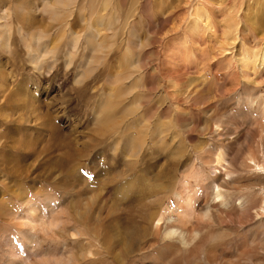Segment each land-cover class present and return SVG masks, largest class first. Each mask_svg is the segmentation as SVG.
I'll list each match as a JSON object with an SVG mask.
<instances>
[{
	"label": "rangeland",
	"instance_id": "1",
	"mask_svg": "<svg viewBox=\"0 0 264 264\" xmlns=\"http://www.w3.org/2000/svg\"><path fill=\"white\" fill-rule=\"evenodd\" d=\"M52 1L0 0V264L27 256L28 264H41L36 262L46 255L76 258L62 264H120L85 227L68 218L71 202L84 194L79 182L86 180L101 191L94 207L103 213L102 222L118 188L129 180H134L135 191L157 195L161 205L155 210L163 212L169 202L176 208L178 185L173 191H151L141 183L145 176L160 177L174 168L172 175L179 176L194 166L190 182L195 173L205 182L213 169L230 182L227 193H235L231 183L242 175L249 152L257 154L264 142L259 100L254 110L247 108V101L264 98V0H72L57 8L56 16L48 12ZM200 8L205 17L192 30L194 10ZM194 91L202 97L189 98ZM109 118H115L111 125ZM220 154L226 157L222 165ZM14 162L21 164L20 173ZM25 171L27 178L21 174ZM229 171L234 175H226ZM132 198L125 218L138 209L137 196ZM47 202L66 213V232L60 226L52 236L40 234L30 244L20 232L27 227L17 230L10 214L21 216L31 204L44 210ZM228 218L215 215L205 243L195 250L199 242L172 251L169 240L151 231L126 264H205L208 255L202 247L212 242L220 243L230 263L264 264V250L251 245L264 218L247 224ZM224 229L219 240L217 231ZM7 244L20 253L14 259L7 255ZM241 251L245 255L237 256Z\"/></svg>",
	"mask_w": 264,
	"mask_h": 264
},
{
	"label": "bare ground",
	"instance_id": "2",
	"mask_svg": "<svg viewBox=\"0 0 264 264\" xmlns=\"http://www.w3.org/2000/svg\"><path fill=\"white\" fill-rule=\"evenodd\" d=\"M53 1H54V3H51L52 6L49 5L50 11H48V12L51 13L53 16H56L58 14V12H56L57 8H62V7L65 8L69 4V2H71L72 0H53ZM73 1H75V0H73ZM110 1H112V0H110ZM197 1L199 2V0H197ZM26 2L28 3V1H26ZM131 3H132V1H131ZM207 4H209V3H207ZM103 5H105V4H103ZM203 5H206V4H203ZM21 6H24V5H21ZM27 7H29V5ZM107 7H108V5H107ZM17 8H19V6ZM206 8H204V9H206ZM45 9H47V8H45ZM194 11H196V13H195V15L193 14L194 17H195V19H193V22L191 24V26H192L191 29L192 30L195 28L197 22H199L202 18L205 17L204 13H206L205 11L203 13V11H202L201 8L200 9H196ZM33 12H34V10H33ZM27 13H28V10H27ZM192 17L193 16L191 15V18ZM54 19H56V18H54ZM5 21H8V20L6 19ZM5 25L7 27V24H5ZM4 28L5 27H3V29ZM5 36H7V35H5ZM249 57H250V55H249ZM245 60H247V59H245ZM35 61H36V59L33 60V62H35ZM248 61H249V58H248ZM37 62H39V61H37ZM43 63H44V61H42V64ZM242 63H244V62L242 61ZM39 64L40 65H42V64H41V62L38 63V69L40 70V68L42 66H40ZM39 66H40V68H39ZM244 67H246V66H244ZM1 79H3V78H1ZM250 90H251V87H250ZM252 91L254 93V88H253ZM257 92H255V93H257ZM188 95L190 96L189 98H192L193 100H198V99H200L202 97L200 95V93H198L197 91H194L192 93H189ZM249 97H250V95H249ZM204 98H206V97H204ZM204 98H203V100H204ZM263 99H262V97H259L258 99H255V100L254 99H251L249 102L247 101V103H248V107L247 108H249V110H251V111L254 110L255 109L254 105L258 102L257 100H259V102H258L259 104H257V106H256L257 108L256 109H258L259 114L264 118V101H263ZM107 101L110 103L109 100H107ZM260 101H261V103H260ZM1 102H2V100H1ZM200 102L201 101H199L198 103H200ZM111 103H112L111 105H113V101ZM193 103H195V102H193ZM17 104H20V101ZM105 105H107V103ZM16 106H18V105H16ZM25 107H27V106H25ZM18 109H20V105L18 106ZM18 109H17V111H18ZM101 111H103V110H101ZM122 111L123 110H121L119 113L121 114ZM105 112L107 113L109 111H105ZM116 113H117V111H116ZM103 114H105V113H103ZM247 114L244 115V116H246L245 118L248 119L249 116L247 117ZM114 119L115 118H109V119H106V121L109 122V124L111 125L112 123H110V122H113ZM250 119H251V117H250ZM250 119H249V121H250ZM256 119H257V117H256ZM257 120H259V119H257ZM100 121H101V119H100ZM251 121H252V119H251ZM211 122H212V120H211ZM245 123L247 124V121H245ZM256 124L258 125V123H256ZM140 125H141V128H142L143 127V124L140 123ZM16 126H18V125H16ZM136 126H138V125H136ZM18 127H20V126H18ZM261 127H263V129H264V125L263 124H262ZM133 128H135V126ZM224 128L226 129V127H224ZM55 129H56V127H54V130ZM110 129H111V127H110ZM263 129L261 130L262 132H264ZM135 130H137V127L135 128ZM57 131L60 133L59 130H57ZM136 132H138V131H136ZM231 132H233V131H231ZM29 134H31V133H29ZM138 134H141V133L138 132ZM221 134H224V133H221ZM13 136H15V135H13ZM263 136H262L261 139H263ZM124 137H126V135ZM10 138H12V137L10 136ZM128 139H130V138L129 137L126 138V141H129ZM35 140H38V139H35ZM29 143H31V142L29 141ZM4 144H5V142H4ZM26 144H28L27 141H26ZM26 144H25L26 147H28V146L31 147V145H28L27 146ZM33 145H36V144L33 143ZM33 145H32L33 148L36 147V146H33ZM59 146H62V145H59ZM26 147H25L24 150H26V151L29 150ZM66 147H68V146H66ZM19 148H21V147H19ZM47 148H49V147H47ZM256 150H258V149H256ZM256 150H255V152H256ZM42 151L44 153H41V154H45V149L44 150L42 149ZM249 153H250V157L247 155L249 157L247 159L248 161H246L243 165L241 164L242 165V169H241L242 175L239 176V178H237V182L236 183H234V182L231 183L233 189L236 191V192L234 191L235 193H233V194L227 193V190H229L227 188L229 187L230 182L227 181V179L225 178L226 176H224V175H217L215 172L212 173V170L213 169L210 172L212 174V176H204V178H205L204 181L205 182H203L202 179H200L198 177V174L197 173H195L194 180L190 182L189 181V178L194 173V168H193L194 166L191 167V168H188V169L184 170L183 172L180 171L181 174H182V175L180 174L181 177H179L180 175L178 176V174L177 175H174V176L172 175V172L175 170V168H174V170L171 169L168 173L162 174L160 177L158 176V175H160V173L158 175H156V176H154V173H153L149 179L148 178L146 179L145 178L146 176L145 177L143 176L144 178L141 180V183L143 185L145 183H148L149 186H150V188H151V191H154V190L159 189V188H165V189H167L169 191H173V189H175V187L178 185V187H179V189H181V191L178 190L179 192L175 193V195H174V199H175L176 206H177L176 208H173V206L169 202L170 205L167 203L168 204L167 207H165L166 204L164 205V207L166 209L163 207L164 208L163 212H159V211L155 210L154 208L159 207L161 205L160 200H158V199L156 200V196L157 195L155 196L154 194H152L149 197L148 194H147V196H145L144 193L142 192V190L135 191V188H134V180H129L128 182L124 183L121 187H119V188L117 187L118 190H117L116 195H115L116 197L113 199V201H111L110 207L108 209V213L106 212L107 215H105L106 217L104 219L102 218L103 221H104V222H102L99 218H100L101 214H103V213H101V210L100 209H98V211H97L96 206L94 207V205L97 203L98 199L102 196L101 193H100L101 191L100 190H97L98 188H97L96 185H94V188H96V189L90 188L91 187V184L90 183H87L86 180H83V181H80L79 184L81 185V187H83L82 188V191L84 192V194L77 201H72L71 202V204H72L71 205V208H72V213L73 214L72 215H68V218L76 221L81 226L85 227L87 229V233L93 235L97 239V241L99 242V244L101 245V247H103V249H105V251H107L108 253L114 254V257L117 259V261L120 264H126V260L131 255H133L136 251H138V248L140 246V243L142 241L143 242L145 241L144 239L148 237V235H149L148 233H150L151 231H155L156 232L155 234L156 235L157 234L160 235L161 238H163L165 241L166 240H169V242H170L169 249L171 250L173 248L172 251H175V249H174L175 247L178 248V249L188 250L192 246L196 245L197 242H199V245H197V246H195L193 248L195 250L196 248H198L200 246V244H204L205 243V241L207 239V233H210V232H207L206 233V230L211 226V223L210 222L215 219V215H224V216L229 217L231 219H233L234 217H237V219H239L240 224H247L249 222L255 221L258 218H264V142L262 143V145H261L258 153L256 152L257 154L251 153V152H249ZM15 154H16L15 157H17V153H15ZM22 155H25V154H22ZM57 156L55 157L56 159H57ZM214 156H216V155H214ZM59 158H61V156H59L58 159ZM62 158H64V157H62ZM67 158H69V160L71 159V157H68V156L66 157V159ZM207 158L209 159V157H207ZM225 158L226 157L224 155L220 154L219 157H217V162L222 165V163L225 162ZM41 160H42V158H41ZM43 160H44V158H43ZM40 162H42V161H40ZM58 162L59 161H57V163ZM61 162L63 164L64 161L61 160ZM189 162H191V161H189ZM14 163H15V165L12 166L13 168H14V166H16V162H14ZM25 163H24V165L27 164V163L26 164ZM69 163H66V164L69 165ZM177 164H179V163H177ZM177 164H176V167H177L176 169L179 168ZM63 165H61L62 168H63ZM188 165L190 166V164H188ZM199 165L200 164H198L197 167ZM20 166H21V164H20ZM31 166L32 165H30L29 167L32 168ZM67 166H66V168H67ZM205 166H207V165H205ZM209 166H208V168H210ZM19 167L15 168V169H19ZM26 167L27 166H23L22 168H26ZM69 167H70V165H69ZM15 169H13V170H15ZM41 169H43V167ZM27 170H28V168H27ZM51 170H52V168H51ZM7 171H8V169H7ZM39 171H40V169H39ZM50 171H48V172H50ZM200 171H202V170H199L198 173ZM10 172H8V173H10ZM25 172L24 173H21V174H24V176L26 175V178H27L29 176V171H28V174H27V172L25 174ZM48 172H46V173H48ZM162 172H163V170H162ZM177 172H178V170H177ZM234 172H230L229 171L226 175H230V174L234 175L233 174ZM236 172L239 173L238 170H236ZM19 173H20V169H19ZM43 173H44V171H43ZM151 173H149V174H151ZM214 173H215V175H213ZM146 174H147V172H146ZM17 175H19V174H17ZM41 175H42V173H41ZM201 175L203 176L205 174H201ZM24 176L22 175V180H23V177ZM40 176H39V178H40ZM20 178H21V175H20ZM26 178H25V180H26ZM64 180H66V179H64ZM31 181H33V180H31ZM67 182H69V181H67ZM64 184H66L65 181H64ZM203 188H204V193L200 194L199 192ZM143 189H145V188H143ZM223 190H226V192L223 191ZM132 196H137L136 200H137V203L139 205L136 204V203L135 204L138 205V209L136 211H130L128 213L127 217L125 218L123 216L125 207L128 206V205H130V202L135 199V197L133 199ZM168 199H170V198H168ZM45 206L46 207L43 210L42 207H40L38 205H35V204H31L28 207L29 210L26 211V212H24L21 216H16L14 214H10L13 217L14 221H17L18 222V226H15L17 228V230H22L23 229L22 227H27L26 232H22V231H20V232H21L22 235H24L26 241H30V244H32L35 241V238L37 236H39L40 234H42L43 236H52L53 234H55L56 229H58L60 226H62V228L60 229V232H63V233L66 232L64 225L66 224L67 221H63V218H64L63 215H65L66 213L60 211L59 208L56 209L53 206V204H50V202L45 203ZM175 214L177 215L176 218L174 217ZM221 218H222V216H221ZM234 220H233V222H234ZM106 223H108L107 226H106ZM227 223H228V221H227ZM203 224H205V225L203 226ZM215 226H217V225H215ZM263 226H264V224H263ZM262 227L259 224L257 230L253 233L252 239H251V245L252 246H255V248H260V250L261 249L264 250V231H261V228ZM225 231H226L225 229L224 230L217 231L218 232L217 235H218V239L219 240H220V238H223L224 237V234L223 233ZM232 232H233V230H232ZM75 235H79L80 236L81 233L79 231H77V232H75ZM210 235H212V234H210ZM214 236H212L211 239L217 240V237H214ZM207 245H208V243H207ZM219 245H220V243H219ZM219 245H217V244H214L213 245V242H212V243H210V246L209 247H207V248L206 247L205 248L202 247V250H205L206 251L204 253V255H208L207 259L205 258V262H206L205 264H207V263L208 264H233V263H230L231 262L230 259H227V258L224 257V254L225 253L223 251V248L221 246H219ZM7 247H8L7 255L9 257H11V258L14 259V257H16V256H18L20 254L19 251L17 250L16 246H14V245L11 246V245L7 244ZM151 247L154 248L153 245ZM164 248L167 249L166 246H164ZM154 251L156 252V250H154ZM242 255H245V251H241L240 253H238L237 256H242ZM84 257H87V255L84 254ZM229 257H231V256H229ZM87 258L89 259V257H87ZM148 258H150V257H148ZM148 258H147V260H148ZM23 259L24 260L18 261V262L13 261L11 264H28L29 263L28 256L25 257V258H23ZM75 259H76L75 257L73 258V257L63 256L62 258H56V257H51L49 255H46L43 258L38 259V261L36 263H41V264H62V263H70L72 260H75ZM145 260H146V258H145ZM155 263H156V261H155ZM254 263H256V262H254ZM257 264H259V263H257Z\"/></svg>",
	"mask_w": 264,
	"mask_h": 264
}]
</instances>
